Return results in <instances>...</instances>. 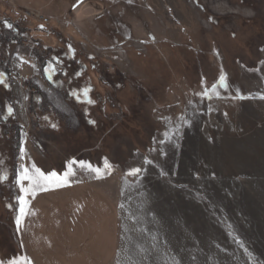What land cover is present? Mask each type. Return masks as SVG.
Segmentation results:
<instances>
[{"label": "rangeland", "instance_id": "374dc122", "mask_svg": "<svg viewBox=\"0 0 264 264\" xmlns=\"http://www.w3.org/2000/svg\"><path fill=\"white\" fill-rule=\"evenodd\" d=\"M261 96L264 0H0V264L25 257L21 165L105 159L68 182L117 204L112 264H264Z\"/></svg>", "mask_w": 264, "mask_h": 264}, {"label": "crops", "instance_id": "0c3cea01", "mask_svg": "<svg viewBox=\"0 0 264 264\" xmlns=\"http://www.w3.org/2000/svg\"><path fill=\"white\" fill-rule=\"evenodd\" d=\"M20 225L29 264H112L122 247L117 204L100 186L68 182L36 195Z\"/></svg>", "mask_w": 264, "mask_h": 264}, {"label": "snow or ice", "instance_id": "6c2138e0", "mask_svg": "<svg viewBox=\"0 0 264 264\" xmlns=\"http://www.w3.org/2000/svg\"><path fill=\"white\" fill-rule=\"evenodd\" d=\"M7 27L11 29L12 25L7 24ZM47 71L49 72L53 71V68L51 65H49V68L47 69ZM219 86L220 87L227 86L226 78L224 75H221L220 77ZM89 91H90L89 89H84L83 95L87 99L88 103H94L93 100L88 98ZM211 91L216 92L215 85L212 86ZM208 94L209 93L207 90L202 93V95L204 96H207ZM73 95H76V93H73ZM260 98L264 99V96H261ZM8 112L11 115L12 113L11 107H9ZM92 123H94V121H92ZM185 123L187 124L189 122L185 121ZM52 127L55 128L56 125L53 124ZM20 151L21 153H24L25 149L22 147ZM74 163H78L82 169L96 173L98 178H100L104 174H110V170L112 167L106 159L104 162V169L108 170V173H105V171L102 170L101 168L94 167L85 161H79V162L73 161L69 163L67 170L61 175V174H58L56 171L45 173L41 169L37 168L35 164H33L30 169L28 167H25L24 165H21V171L16 176V183L20 186L21 192H23L25 195L17 197L19 204H20L19 215L16 216V224H17L18 229L22 223L23 218L29 214V211H28L29 201L25 199V196L31 195L34 197L36 193L39 191H46L49 188H58V187L65 186L68 183V178L70 176L75 175V171L73 168ZM149 163L151 162L149 161ZM141 171L142 169L140 168H134L130 170L129 175H137ZM161 174L164 175L166 173L162 172ZM7 178H8L7 174H0V181L7 180ZM25 181L27 182V186H25V183H24ZM9 264H29V262L26 257H23V258H17V259L9 261ZM176 264H179V261H176Z\"/></svg>", "mask_w": 264, "mask_h": 264}, {"label": "built area", "instance_id": "2783aa9c", "mask_svg": "<svg viewBox=\"0 0 264 264\" xmlns=\"http://www.w3.org/2000/svg\"><path fill=\"white\" fill-rule=\"evenodd\" d=\"M15 15L16 16H25V17H30V18H34L36 17V19L39 20V22L41 23H49L50 22V19L48 17H45L42 15L41 12H37L35 10H22L21 8H18V9H15ZM35 19V18H34Z\"/></svg>", "mask_w": 264, "mask_h": 264}, {"label": "trees", "instance_id": "16d2710c", "mask_svg": "<svg viewBox=\"0 0 264 264\" xmlns=\"http://www.w3.org/2000/svg\"><path fill=\"white\" fill-rule=\"evenodd\" d=\"M5 72H7V73H8L7 69L5 70ZM8 74H9V73H8Z\"/></svg>", "mask_w": 264, "mask_h": 264}]
</instances>
